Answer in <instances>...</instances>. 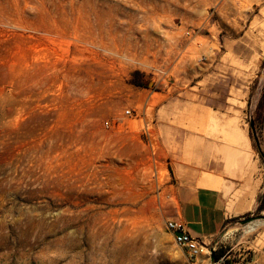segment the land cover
Wrapping results in <instances>:
<instances>
[{"label":"rangeland","instance_id":"374dc122","mask_svg":"<svg viewBox=\"0 0 264 264\" xmlns=\"http://www.w3.org/2000/svg\"><path fill=\"white\" fill-rule=\"evenodd\" d=\"M263 42L264 0H0V264H183L191 160L259 186L216 254L264 264ZM237 110L245 148L205 114Z\"/></svg>","mask_w":264,"mask_h":264},{"label":"crops","instance_id":"0c3cea01","mask_svg":"<svg viewBox=\"0 0 264 264\" xmlns=\"http://www.w3.org/2000/svg\"><path fill=\"white\" fill-rule=\"evenodd\" d=\"M262 49L264 51V42ZM205 114L209 117L211 112L206 111ZM215 126L216 131L227 133L223 127ZM195 163L194 160L189 164L182 163L175 175L177 209L173 218L183 222L192 236L218 249V239L228 222L253 209L257 197L256 188L259 186L253 187L252 177L245 172L238 171L233 180L225 175L202 172L196 168ZM182 254L183 264H204L207 260L211 263L208 257L206 260L203 256L191 259L184 250Z\"/></svg>","mask_w":264,"mask_h":264},{"label":"built area","instance_id":"2783aa9c","mask_svg":"<svg viewBox=\"0 0 264 264\" xmlns=\"http://www.w3.org/2000/svg\"><path fill=\"white\" fill-rule=\"evenodd\" d=\"M125 113L128 116H133V113H135V111L132 109H127ZM106 126H110L109 121H106ZM152 131L153 130L150 125L147 124L144 128V134L148 137L152 147L153 155L154 157H156L157 155L155 152V148L152 144ZM165 227L167 231L172 235L175 244L181 250L186 251L191 259H196L201 256H206L209 258L211 256V251H217L215 245L211 247V245H208L201 239L192 236L188 232L186 225L181 221H178L174 218H169L165 223ZM230 253L231 251H227L223 256L217 258L214 264H242V262L240 261H235Z\"/></svg>","mask_w":264,"mask_h":264},{"label":"bare ground","instance_id":"6f19581e","mask_svg":"<svg viewBox=\"0 0 264 264\" xmlns=\"http://www.w3.org/2000/svg\"><path fill=\"white\" fill-rule=\"evenodd\" d=\"M234 103L235 106H237L238 108L242 109L244 107V103L238 101L237 99L233 98L231 99V104ZM216 113V112H215ZM223 114V113H222ZM221 114V115H222ZM231 114V113H230ZM224 115V114H223ZM225 116V115H224ZM221 117L220 115H217L215 114L213 117H212V114H210V117L212 118V121L214 124L217 123V125L223 127L224 129H226L227 133L226 134H223L221 133L220 131H214L217 133V137L218 138H226V139H229L231 140L232 142H234L236 145L244 148L246 146V144H248L246 147L249 146V143H248V137L246 138V134L244 133V130L242 129L241 125L240 124H243V122L240 123V118H241V113L239 111H235L233 112V116L231 118H224ZM210 118V119H211ZM243 119V118H242ZM221 120V121H220ZM224 120V121H222ZM215 121V122H214ZM217 121V122H216ZM221 122V123H218V122ZM244 127V126H243ZM246 132V130H245ZM215 137V138H217ZM217 138V139H218ZM224 138V140H226ZM264 224V220L263 221H260V220H256L252 223H249L247 224L246 226V229L249 232H253V231H256L261 225ZM202 257V256H201ZM210 261H211V256L209 257ZM212 263V262H211ZM210 263V264H211Z\"/></svg>","mask_w":264,"mask_h":264},{"label":"water","instance_id":"95a60500","mask_svg":"<svg viewBox=\"0 0 264 264\" xmlns=\"http://www.w3.org/2000/svg\"><path fill=\"white\" fill-rule=\"evenodd\" d=\"M251 128H252V131H253L254 137H255V139H256V144H257V148H258V150H259V153L261 154V156H262V158H263V160H264V153H263V151H262V148H261L260 142H259L258 138L256 137V131H255V126H254V121H253V120L251 121ZM260 219H263V220H264V215H258V216H255V217H254V216H249V217H246V218L240 220V223H241L242 225H247V224H249V223H252V222H254V221H256V220H260ZM216 259H217V254H216V252L213 250V251H211V262H212V264L215 263Z\"/></svg>","mask_w":264,"mask_h":264},{"label":"trees","instance_id":"16d2710c","mask_svg":"<svg viewBox=\"0 0 264 264\" xmlns=\"http://www.w3.org/2000/svg\"><path fill=\"white\" fill-rule=\"evenodd\" d=\"M219 256H221V253H220V254H218L217 258H218Z\"/></svg>","mask_w":264,"mask_h":264}]
</instances>
